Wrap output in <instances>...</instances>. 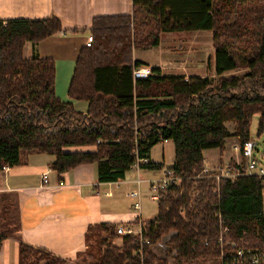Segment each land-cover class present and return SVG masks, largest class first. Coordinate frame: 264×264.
<instances>
[{
    "label": "trees",
    "instance_id": "obj_1",
    "mask_svg": "<svg viewBox=\"0 0 264 264\" xmlns=\"http://www.w3.org/2000/svg\"><path fill=\"white\" fill-rule=\"evenodd\" d=\"M131 14L95 16L93 42L80 48L68 89L71 100L56 92L53 57L23 54L28 41L43 40L61 30L55 15L43 19L0 20V167L26 163L29 155L55 156L59 174L83 164L97 166L101 182L126 178L137 157L148 158L161 141L175 143L171 167L183 180L160 192L158 216L148 219L146 235L158 244L170 234L176 256L185 260L221 257L218 243L220 212L231 244L264 248V176L247 173V158L231 161L235 179L205 174L204 150H223L230 135L227 122L236 123L240 146L252 139L253 117L259 114L258 134L264 132V0H133ZM207 30L214 42V75L153 74L134 78V49L160 44L161 34ZM210 66V65H209ZM243 69L242 73H232ZM74 100L88 102L86 112ZM94 146L92 151L68 148ZM143 167L163 168L147 161ZM116 223L92 225L114 238ZM4 235L0 234V244ZM124 246L108 242L103 254L88 264H151L133 255L130 237ZM149 249V250H148ZM157 264H168L147 248ZM18 264H71L47 249L20 243ZM80 254V255H81ZM244 259V258H243ZM247 259V260H245ZM237 263H252L248 257ZM87 261V258H84ZM242 261V262H241Z\"/></svg>",
    "mask_w": 264,
    "mask_h": 264
},
{
    "label": "crops",
    "instance_id": "obj_2",
    "mask_svg": "<svg viewBox=\"0 0 264 264\" xmlns=\"http://www.w3.org/2000/svg\"><path fill=\"white\" fill-rule=\"evenodd\" d=\"M133 3V0H0V20L43 19L52 15L61 20V30L43 40L28 41L23 54L26 58L35 55L53 57L56 60V92L63 100H71L68 89L76 58L90 34L94 17L131 14ZM195 31L203 30L192 32ZM161 41L158 46H154L155 49L161 46ZM141 49L143 48L134 49V58L142 61V66L159 68V74H166L168 54L162 55L163 59V52L156 51V60H151L147 53L149 48L144 49L142 56L139 53ZM210 62L207 65L199 64L197 69L187 70L186 77L213 75L207 74L212 67ZM73 103L79 111L88 110L86 101L74 100ZM252 127L253 125L251 129ZM233 128V131L228 128L230 135L226 138L222 151L218 147L204 150L205 171H214L218 166L228 167L231 161H242L235 122ZM251 135L254 138L252 130ZM171 142L174 141H161L152 147L147 161L158 164L162 162L164 166L151 169L142 165L140 173L146 176L143 177L141 173L145 180L160 178L167 168L173 167L175 143L172 147L174 158L171 166L166 165L165 147ZM159 144L163 145V149L157 155L155 149ZM70 149L92 151L95 147L75 146L68 148ZM54 160L53 154L34 153L29 155L26 163L0 169V234L4 235L0 244V264H18L21 242L47 249L72 261L87 248V233L92 225L106 222L118 225L137 216L132 207H125V198L129 195L127 193L126 197L125 190L122 189L125 184L135 185V171L131 170L134 172L133 176H129L131 171H128L123 180L101 182L97 179V166L93 163H83L59 174L52 168ZM45 173L49 180L46 184L43 181Z\"/></svg>",
    "mask_w": 264,
    "mask_h": 264
},
{
    "label": "rangeland",
    "instance_id": "obj_3",
    "mask_svg": "<svg viewBox=\"0 0 264 264\" xmlns=\"http://www.w3.org/2000/svg\"><path fill=\"white\" fill-rule=\"evenodd\" d=\"M162 40V41H161ZM161 46L157 49L154 47H145L140 50V55L144 53V49L149 48V51L147 53L150 54V59L151 60H156L155 53L156 51L158 52H163L161 54L164 56L165 53L168 55L167 62H165V66L168 68L166 69V74H182L185 75L189 69H197L199 67V64H208V62H212V67L210 69L208 66H206L207 69V74L212 73L214 75V60H215V55H214V42L212 32L203 30V31H181V32H174V33H166V34H161ZM140 56V57H141ZM163 58V57H162ZM164 59V58H163ZM210 62V63H211ZM187 71V72H186ZM185 72V73H183ZM243 69H238L233 71L232 73H242ZM192 73V72H190ZM186 76V75H185ZM210 76V75H206ZM253 127H252V132L254 134V138L258 142V147L255 149L254 153L257 155L261 162L264 165V132L262 134H258V123H259V115L256 114L253 119ZM227 126L230 131H233V122H227ZM173 144L174 142H171L167 144L165 147L166 153V165L171 166L172 160L174 158V150H173ZM163 149V145L159 144L156 146V153L157 155H160ZM224 167V166H223ZM219 168V166L217 167ZM132 170V169H131ZM130 170V171H131ZM142 173V172H141ZM134 172L132 171L129 173V176H133ZM143 177H146L142 173ZM163 176V175H162ZM161 176V177H162ZM136 177V173H135ZM134 177V178H135ZM136 185L132 184H125L122 186V189L125 190V196L127 197V193L131 192L132 190L136 189ZM141 193L143 195L142 199V212H143V217L145 221H148V219H154L158 216V210H159V201L158 200H152L150 198V187L149 183L144 182L141 187H140ZM124 195V192L122 193ZM160 200V197H159ZM126 205L125 207H133L134 199L133 197H127L125 198ZM117 229V228H116ZM95 234L94 237L91 239L89 246L94 244L93 252L94 256L91 257L88 254H81L77 258L73 259L72 261H68V263L71 264H88L90 261H94L96 258H99L104 250L108 246V242H110L112 245L117 246V247H122L124 246L125 242L123 243V240L121 237H118L117 234L115 233L114 238L110 241H107L106 243L102 242V240L106 237L109 238L108 233L106 231H99V230H94ZM170 238V234L167 237H164L162 241L158 244H151L149 247L152 248V251H154L155 254L158 256H165L167 259L168 264H221V258H208V259H196V260H185L183 258H180L176 256V251L174 250L175 248L169 246L168 240ZM123 244V245H122ZM147 247V248H149ZM149 250V249H148ZM138 256L142 262H144L145 259L151 260V264H157L158 260L155 258H151L150 254L148 251L144 253L143 255H136ZM84 258H87V261L84 260Z\"/></svg>",
    "mask_w": 264,
    "mask_h": 264
},
{
    "label": "built area",
    "instance_id": "obj_4",
    "mask_svg": "<svg viewBox=\"0 0 264 264\" xmlns=\"http://www.w3.org/2000/svg\"><path fill=\"white\" fill-rule=\"evenodd\" d=\"M93 35L90 33L85 41V45L90 46L93 42ZM152 67L150 66H141L134 67V78H146L153 74ZM258 147V142L255 139H249L245 141V143L239 146V150L243 157L247 158V173L256 174L264 176V165L261 162L260 158L255 155L254 151ZM147 162V158L145 157H137L136 161L130 166V170L136 172V177L133 179V182L136 185V189L132 190L128 193L129 197H133L134 203L132 209L136 212L137 216L131 221L120 222L117 225L116 234L118 237H121L123 243L126 237H130L134 243L137 244V247L134 249V254L143 255L147 251V247L152 244V241L149 236L146 235L147 231V221H145L142 215V199L143 195L141 193L140 187L144 182L149 183L150 187V198L152 200H158L160 197V192L174 185L179 184L183 178L176 175L174 170L170 167L164 171L162 177L157 179H146L141 176L140 170L143 163ZM9 165L5 164L0 169H8ZM129 170V171H130ZM205 174L208 176H213L219 180L221 178H230L235 179L237 174L232 173L228 167H219L216 170L205 171ZM44 183H48V176L45 173L43 178ZM216 215L220 220V235L218 237V243L221 244L222 253H221V264H229L230 262L226 260V256L228 255L225 246L229 243L231 244V240L227 235L228 228L223 226V220L220 212H217ZM123 245V244H122ZM250 258L253 263H259L260 261H264V248L261 249L258 247L255 248H236L233 253L230 254V258L234 260V262H238L240 259ZM141 258V257H140ZM143 260V259H141Z\"/></svg>",
    "mask_w": 264,
    "mask_h": 264
},
{
    "label": "bare ground",
    "instance_id": "obj_5",
    "mask_svg": "<svg viewBox=\"0 0 264 264\" xmlns=\"http://www.w3.org/2000/svg\"><path fill=\"white\" fill-rule=\"evenodd\" d=\"M212 177V176H211ZM215 178V177H214ZM224 179V178H223ZM176 186V185H175ZM172 187V186H171ZM249 259V258H248ZM228 260H230V258H228ZM244 259H242V261H243ZM245 260H247V259H245ZM250 260V259H249ZM232 261H233V259H232ZM241 261V262H242ZM261 262V261H260ZM230 263H232V262H230ZM253 263V262H252ZM262 263V262H261Z\"/></svg>",
    "mask_w": 264,
    "mask_h": 264
}]
</instances>
